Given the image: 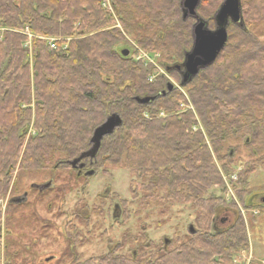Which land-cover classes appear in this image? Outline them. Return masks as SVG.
I'll use <instances>...</instances> for the list:
<instances>
[{
  "label": "trees",
  "instance_id": "obj_1",
  "mask_svg": "<svg viewBox=\"0 0 264 264\" xmlns=\"http://www.w3.org/2000/svg\"><path fill=\"white\" fill-rule=\"evenodd\" d=\"M181 2L0 0V198L16 172L44 171L54 180L57 171L69 169L82 176L69 162L89 150L94 131L116 115L121 124L101 139L94 158L80 163L92 175L105 165L125 169L140 211L158 207L167 215L173 205L194 211L192 233L188 229L154 246L140 228L110 242L105 254L83 262L75 255L72 264H235L236 254L248 247L243 215L213 189L223 193L225 187L215 161L227 174L239 165L240 205L264 206L253 202L264 188L248 183L264 169V43L249 29L264 27V0H241L243 26L228 23L215 60L186 83L177 67L191 51L196 19L184 17ZM222 2L200 0L196 8L210 31ZM44 38L54 39L55 48ZM138 51L157 55L156 66L186 96L176 86L169 91L163 75L150 82L157 67L136 60ZM147 97L155 99L137 101ZM52 189L31 190L41 199ZM110 198L112 221L128 222L129 202L116 194ZM86 209L77 201L72 220L85 226ZM222 211L235 215L218 230ZM70 230L64 241L74 255L75 246L89 241H78L76 228ZM127 245L132 248L124 252Z\"/></svg>",
  "mask_w": 264,
  "mask_h": 264
},
{
  "label": "rangeland",
  "instance_id": "obj_2",
  "mask_svg": "<svg viewBox=\"0 0 264 264\" xmlns=\"http://www.w3.org/2000/svg\"><path fill=\"white\" fill-rule=\"evenodd\" d=\"M104 6L111 9L114 15L108 3ZM249 29L257 41L264 43V27L255 25ZM26 34L31 37L28 33ZM39 39L42 38L39 37ZM157 75H163L169 84L178 87L184 95L186 94L171 74L163 68L153 73V76ZM183 76L184 73L181 75L182 79ZM189 108L192 109L191 105ZM160 117H164V114H160ZM215 163L225 187L223 193H219L215 187L214 195L222 196L230 205L235 204L246 224L248 247L236 254L235 264H247V262L264 264V206L259 209L242 207L236 194L239 190L236 186L238 174L242 167L238 165L227 174L218 162L215 161ZM102 170L95 175L87 176L86 179V174L76 177L73 171L62 169L53 174L54 180H51L50 175L44 171L32 174L16 172L8 192L0 198L2 212L0 264H72L75 255L80 262H83L89 257L105 254L108 244L119 242L121 235L125 232L135 234L140 228H144L154 246H159L165 238L172 239L175 234L188 232L189 226L194 221V211L190 206L173 205L171 213L167 215H161L158 207L140 211L137 202L132 201L128 190L131 175L119 166L105 165ZM248 183L252 189L264 188V169H258L251 174ZM52 186L53 189L49 190L44 198L38 197L39 191ZM32 188L39 191L32 192ZM107 190L111 192V195L109 194L108 198L101 197ZM114 194L119 200L129 202L128 209L131 215L126 223L116 224L111 219L109 210L112 208L113 212L112 204L115 200L110 197ZM19 200L21 201L18 202ZM79 200L87 207L85 214L88 221L85 226L80 223V220H72L73 216L71 217L73 205ZM12 202H15L17 206H9ZM253 202L259 204L256 200ZM93 209L100 213L94 212ZM234 215L231 211L220 212L215 221V228L219 230L229 225ZM116 216H119L118 212ZM71 226L78 232V241L83 238L89 241L87 245L75 246L76 254L74 255L68 254V246L64 241L66 232H71ZM130 248L132 246L127 245L124 252Z\"/></svg>",
  "mask_w": 264,
  "mask_h": 264
},
{
  "label": "water",
  "instance_id": "obj_3",
  "mask_svg": "<svg viewBox=\"0 0 264 264\" xmlns=\"http://www.w3.org/2000/svg\"><path fill=\"white\" fill-rule=\"evenodd\" d=\"M200 0H182L181 7L184 17H193L196 19L191 34L193 38V44L191 51L186 54L184 62L177 69L184 71L183 82L186 83L189 78L195 76L199 70L205 68L211 64L218 53L223 48L227 35L225 31L226 18L229 17L232 21L239 20V2L238 0H225L220 9L215 14V20L218 22V27L214 31H209L204 21L200 20L196 16V8ZM124 56L128 55V51L123 52ZM167 89L172 90V86L168 85ZM154 97H147L143 99H137L138 102L144 104L153 101ZM121 124L118 116L111 115L106 121L99 126L93 133L91 142V148L82 153L78 158L69 162L72 167H75L83 158H94L101 139L110 134L116 127ZM79 167H83L80 164ZM93 172L89 171L86 175L90 176ZM43 189V188H42ZM264 204V198L261 200ZM190 233L192 228L190 227Z\"/></svg>",
  "mask_w": 264,
  "mask_h": 264
},
{
  "label": "flooded vegetation",
  "instance_id": "obj_4",
  "mask_svg": "<svg viewBox=\"0 0 264 264\" xmlns=\"http://www.w3.org/2000/svg\"><path fill=\"white\" fill-rule=\"evenodd\" d=\"M224 1L225 0H223V2H222V4L224 3ZM238 2H239V5H238V8H239V20L238 21H232L229 17H227L226 18V23H225V28H226V26L228 25V23H230V22H232V23H235V24H237V25H240V26H243L242 25V19H241V5H240V3H241V0H238ZM222 4L220 5V7L222 6ZM220 9V8H219ZM218 9V10H219ZM207 25V24H206ZM214 26H215V29H217V27H218V22L216 21V20H214ZM214 29V30H215ZM214 30H212V31H214ZM178 70H180V69H178ZM182 71V70H181ZM80 164H82V163H78L75 167H73V168H76L79 172H81L83 175L84 174H87L88 172H89V170H87L86 169V167H85V164L83 165V167H79L80 166ZM93 172V171H92ZM264 198V193H262V194H258V195H255L254 197H253V199L254 200H256L259 204H262V205H264L262 202H261V200ZM22 199V198H21ZM21 200H19L18 202H20ZM114 211H116V209H115V206H114V210H113V212H112V215L114 214V213H116V212H114ZM221 221H224V220H221Z\"/></svg>",
  "mask_w": 264,
  "mask_h": 264
},
{
  "label": "built area",
  "instance_id": "obj_5",
  "mask_svg": "<svg viewBox=\"0 0 264 264\" xmlns=\"http://www.w3.org/2000/svg\"><path fill=\"white\" fill-rule=\"evenodd\" d=\"M49 45L52 49L55 48V40L54 39H48ZM156 58L157 55H151L149 53L143 52V51H139V53L135 56L136 60H141L143 61L146 65H153L156 66ZM157 67V66H156ZM158 69V67H157ZM153 78H150V82H152Z\"/></svg>",
  "mask_w": 264,
  "mask_h": 264
},
{
  "label": "bare ground",
  "instance_id": "obj_6",
  "mask_svg": "<svg viewBox=\"0 0 264 264\" xmlns=\"http://www.w3.org/2000/svg\"><path fill=\"white\" fill-rule=\"evenodd\" d=\"M139 52V51H138Z\"/></svg>",
  "mask_w": 264,
  "mask_h": 264
}]
</instances>
